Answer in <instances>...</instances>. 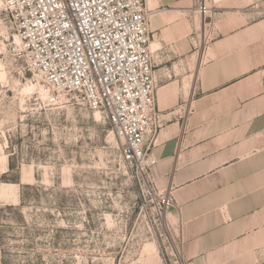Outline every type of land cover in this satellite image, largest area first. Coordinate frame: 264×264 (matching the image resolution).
Returning a JSON list of instances; mask_svg holds the SVG:
<instances>
[{
    "label": "crops",
    "instance_id": "1",
    "mask_svg": "<svg viewBox=\"0 0 264 264\" xmlns=\"http://www.w3.org/2000/svg\"><path fill=\"white\" fill-rule=\"evenodd\" d=\"M256 0H147L160 128L151 176L184 264H264V23ZM170 216V218H169ZM172 226V224H171Z\"/></svg>",
    "mask_w": 264,
    "mask_h": 264
},
{
    "label": "rangeland",
    "instance_id": "2",
    "mask_svg": "<svg viewBox=\"0 0 264 264\" xmlns=\"http://www.w3.org/2000/svg\"><path fill=\"white\" fill-rule=\"evenodd\" d=\"M245 11L249 22L264 23V0ZM2 18L0 230L5 264H181L174 253L173 222L167 228L165 219L159 221L147 187L121 160L112 128L68 95H45L43 84L13 50L12 33ZM260 46L264 49V40ZM259 146L264 149V143Z\"/></svg>",
    "mask_w": 264,
    "mask_h": 264
},
{
    "label": "built area",
    "instance_id": "3",
    "mask_svg": "<svg viewBox=\"0 0 264 264\" xmlns=\"http://www.w3.org/2000/svg\"><path fill=\"white\" fill-rule=\"evenodd\" d=\"M0 2L3 21L21 41L12 46L25 70L48 91L101 114L120 143L121 160L147 187L156 216L169 228L174 199L151 176L158 164L151 150L160 117L150 46L154 14L147 0ZM188 12L205 21L213 9L196 0ZM175 251L184 264L179 243Z\"/></svg>",
    "mask_w": 264,
    "mask_h": 264
},
{
    "label": "trees",
    "instance_id": "4",
    "mask_svg": "<svg viewBox=\"0 0 264 264\" xmlns=\"http://www.w3.org/2000/svg\"><path fill=\"white\" fill-rule=\"evenodd\" d=\"M11 166V165H10ZM3 227V225L0 224V228ZM4 237H3V233L0 230V250H1V262L2 264H5V255H6V251L4 249Z\"/></svg>",
    "mask_w": 264,
    "mask_h": 264
},
{
    "label": "bare ground",
    "instance_id": "5",
    "mask_svg": "<svg viewBox=\"0 0 264 264\" xmlns=\"http://www.w3.org/2000/svg\"><path fill=\"white\" fill-rule=\"evenodd\" d=\"M0 9H1V2H0ZM12 39H13V45H14V44L17 45V46H20V45H21V41H20V39H19L18 36L14 35V36H12ZM17 41H19V43H17ZM37 80H38V79H37ZM38 81H39V80H38ZM39 83H41V82L39 81ZM41 84H42V83H41ZM31 87L33 88L34 85L31 84ZM43 87H44V86H43ZM42 90H43V93H44L45 95H49V94H50V93L48 92V90L45 89V87L42 88ZM95 113H98V112H95ZM98 114L101 116L100 113H98ZM101 117H102V116H101Z\"/></svg>",
    "mask_w": 264,
    "mask_h": 264
},
{
    "label": "snow or ice",
    "instance_id": "6",
    "mask_svg": "<svg viewBox=\"0 0 264 264\" xmlns=\"http://www.w3.org/2000/svg\"><path fill=\"white\" fill-rule=\"evenodd\" d=\"M17 43H19V41H17Z\"/></svg>",
    "mask_w": 264,
    "mask_h": 264
}]
</instances>
